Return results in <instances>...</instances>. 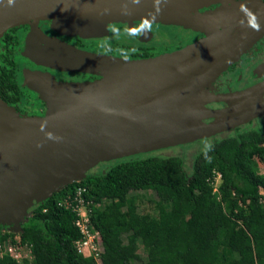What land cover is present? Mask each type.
<instances>
[{"label":"water","instance_id":"water-1","mask_svg":"<svg viewBox=\"0 0 264 264\" xmlns=\"http://www.w3.org/2000/svg\"><path fill=\"white\" fill-rule=\"evenodd\" d=\"M205 5L202 0H14L11 5L0 0V38L28 25L35 35L27 40L31 55L26 48L25 57L99 77L64 83L48 74L25 75L24 83L47 106L42 117L21 116L0 98V226L19 234L32 207L83 180L100 163L185 146L264 115V101L241 108L264 92V81L239 92L205 93L263 32L264 23L236 44L228 29L219 31L216 14L199 13ZM40 21L79 38L103 37L110 24L130 27L136 21L188 26L205 37L156 57L115 59L43 35L36 26ZM31 75L37 76L36 85L28 82ZM209 102L225 108H201Z\"/></svg>","mask_w":264,"mask_h":264},{"label":"trees","instance_id":"trees-1","mask_svg":"<svg viewBox=\"0 0 264 264\" xmlns=\"http://www.w3.org/2000/svg\"><path fill=\"white\" fill-rule=\"evenodd\" d=\"M14 30L0 38V98L9 106L23 98L8 41ZM196 144L190 174L185 155H165L166 150L136 155L100 163L83 180L32 207L17 236L31 250L32 259L23 264H97L77 252L75 242L82 237L76 215L58 205L78 186L87 189L85 200L92 203L90 222L103 247L99 264H264L262 128L249 123ZM133 191L155 193L156 216L137 213ZM7 230L0 226V245L15 236ZM0 264L19 263L3 257Z\"/></svg>","mask_w":264,"mask_h":264},{"label":"flooded vegetation","instance_id":"flooded-vegetation-1","mask_svg":"<svg viewBox=\"0 0 264 264\" xmlns=\"http://www.w3.org/2000/svg\"><path fill=\"white\" fill-rule=\"evenodd\" d=\"M206 1V5L198 9L199 13L204 15V14H216V24H219L220 28L219 31L223 29H228L229 32L228 38L232 41H236V44L238 41L241 40L244 34L248 33V29L257 30L263 25V20H264V0H202ZM261 17V18H260ZM263 19V20H262ZM202 20H198V22L201 23ZM124 25L126 26L125 29H128L131 34H134L135 36H140L143 38L144 42L143 44L137 45L136 51H134V46H125L124 48L126 50L132 51L131 54L128 55V60H138L142 59L136 56L138 53H148L150 54V57H156L155 54H152L151 48L144 46L145 44H148L150 42H156V39L159 38H166L167 40L173 44V32L167 33L164 31V28L157 26V24L161 23H156L153 25V23H145L142 21H136L133 23L130 27L126 23H114L113 25ZM203 22L201 23V25ZM151 25V26H147ZM169 25V24H167ZM38 26V25H37ZM110 25H108L109 27ZM123 26V27H124ZM108 27H107V37L110 35V31L108 32ZM201 27V26H200ZM205 25L202 26L203 30L205 29ZM39 28V27H38ZM182 29H175L179 30L181 33L185 34L188 36L189 33H198L199 34V39L195 40L198 41L200 39H203L205 37L203 32L194 30L190 27H181ZM13 29V28H12ZM15 30L11 33V40H8L10 44H12V48L14 51V48L17 47L18 45L20 46L21 42L24 43V41L29 39V34H30V27L28 25H20L18 27L14 28ZM167 29V28H165ZM39 31L47 37L50 38H56L62 42H65L68 45L73 46L76 49L79 50H84L87 49L84 46L83 39L79 37H70L66 35H61L56 31H49L48 29L39 28ZM173 30V31H175ZM246 30V31H245ZM245 31V32H244ZM243 32V34H241ZM236 35V36H235ZM242 36V37H241ZM102 37V38H103ZM72 40V41H71ZM34 41V39H33ZM43 41V40H42ZM193 41V42H195ZM38 42V41H37ZM44 42V41H43ZM191 42V43H193ZM189 43V44H191ZM187 44V45H189ZM185 45V46H187ZM41 46H43L41 44ZM40 46V50L41 49ZM183 46V47H185ZM94 47V46H93ZM178 47V46H176ZM181 47V48H183ZM97 48H99L97 46ZM178 48V49H181ZM92 49V47H90ZM105 50L106 52L103 55H109L111 54L112 47L110 45H107L105 47H102V50ZM176 51V50H174ZM173 52V51H172ZM23 55V51L21 50L20 56L22 59L25 61V65L27 66L28 63L31 61L28 59L26 61ZM14 61V60H13ZM22 62V61H21ZM16 64V67H14L13 70L20 71V66H22V63H17L14 61ZM40 71V70H39ZM42 72H45L44 70H41ZM51 71V70H50ZM54 71L53 78L59 82H64V83H77V82H92L99 78L98 76L89 74V73H82V72H76V71H61V70H52ZM49 72V71H48ZM52 74L51 72H49ZM18 74L16 73L15 78L18 86L20 87V90L23 93L22 86L24 83V79L20 80L18 79ZM77 75L80 76L81 80H77ZM17 76V77H16ZM264 81V30L263 32L254 40V42L239 56V58L231 64L225 71H223L220 75H218L206 88V92H211L213 95H222V94H227L231 92H239L242 90H245L249 87H252L256 84H259L260 82ZM36 85V84H35ZM24 96V93H23ZM22 100L18 103L16 106H11L13 107L21 116H26L22 114L23 109L21 108V103ZM264 101V92L260 95H257L255 97H252L250 100L245 102V104L241 105L242 107H247L249 108L252 105H256L260 102ZM44 103V102H43ZM208 104V109L211 110H219V109H224L225 105L220 102H210ZM45 105V103H44ZM46 106V105H45ZM240 107V106H239ZM239 107L232 109V110H238ZM44 112H46V109H44ZM44 112L41 116L44 115ZM264 115L261 117H258L252 121H249L248 123L241 125L235 129H232L228 132H225L223 134L211 137V138H216L223 136L227 133H230L232 131H235L238 128L241 127H246L250 123V127H260L262 128L264 132ZM205 123L210 122V120H204ZM254 123H257L256 125L252 126ZM209 139V138H208ZM206 140V139H205ZM202 141V140H200ZM198 142V141H197Z\"/></svg>","mask_w":264,"mask_h":264},{"label":"rangeland","instance_id":"rangeland-1","mask_svg":"<svg viewBox=\"0 0 264 264\" xmlns=\"http://www.w3.org/2000/svg\"><path fill=\"white\" fill-rule=\"evenodd\" d=\"M154 24H156V23H153V25ZM37 25H36L37 28L38 27L39 28L44 27L45 29H48L49 31H54L51 23L48 21H40V22H38ZM123 26L124 25H122V24L121 25L120 24L119 25L110 24V26L108 27V32L110 30L111 31H110V35H108L107 37H103V38L102 37H99V38H81V39H83L84 46L87 48V49H84L82 51L97 54V55H103L106 51L104 49L102 50V47L110 45L112 47V51H111V54H109L108 56L114 57L115 59H122V58L127 59L128 55L131 54L132 51L126 50L124 47L128 46V45L134 46L133 47L134 51H136L135 46L143 44L142 42H144V40L140 36H135L134 34H131L128 29H125L126 26H124V27ZM147 26L149 27L151 25H147ZM157 26L164 28V31L167 33L173 32V34H174L173 38L174 39L172 41L173 44H171L168 40L166 42V38L163 37V38L156 39V42L152 41V42L144 45L146 47H150L152 54H155L156 56L167 54V53H170L174 50H179L178 48H181V47H183V46H185V45H187V44H189V43H191V42H193V41H195L201 37V36L199 37L198 33H194V34L189 33L187 36V35L181 33L179 30H175V29H182L181 27H183V26H181V25L157 24ZM165 28H167V29H165ZM173 30H175V31H173ZM34 35H35L34 32H32L30 34V37L32 38ZM70 37H73V36H70ZM74 37H77V36H74ZM97 46L99 48H97ZM176 46H178V47H176ZM90 47H92V49H90ZM26 48H27L26 53L31 55V50L30 51L28 50L30 48V46L28 45L27 40L24 41V43L21 42L20 46L18 45L17 47H15L14 51L12 53V59L14 61H16L17 63L23 64L22 66H20V69H21L20 71H17V70L15 71V74L19 73L18 79L22 80V79H24L25 75H29L31 73H42V74H48L50 76H53L54 71H52V70H54V69L52 67L42 65V64L38 63L35 59H34V61H32L29 57H27V56L25 57L24 55H22L25 57L24 59L26 61H28V59L31 60L27 66L24 64L25 61L20 56V52H21V50L24 52ZM26 58H28V59H26ZM41 70H44L45 72H42ZM48 71L51 72L52 74H50ZM77 78H78L77 80H81L79 75H77ZM22 89H23L24 96H23V101L21 103V108L23 109L22 114L26 115L24 117H42L41 115L43 114L44 109L47 110V106L44 105V103H43V101L39 95V92L36 90H33L32 88H30L26 84H23ZM205 93H206V95H213V93H211L209 91L205 92ZM205 93L203 92V95H205ZM201 108L208 109V104L204 103L201 106ZM45 113L46 112H44V114ZM256 124L257 123H254L252 126H254ZM198 145L199 144H196V142H194V143L183 146V148L174 147V148L165 149L166 151H164L163 153L165 155H185L184 167H185L186 172L188 174H190L191 169H192V156L191 155L194 153V151L198 147ZM252 158H254V156H252ZM258 166H259L260 173H264V163L258 162ZM130 195L137 198L136 206H137V213L138 214H148L151 216L157 215L156 211L154 209V202L156 201V195L154 192H152V191L134 192L133 191L130 193ZM13 234L15 236L12 239H10V241L17 239L18 234L17 233H13ZM138 253L142 257H144V254H143L141 248H139ZM134 264H139V262H135Z\"/></svg>","mask_w":264,"mask_h":264},{"label":"built area","instance_id":"built-area-1","mask_svg":"<svg viewBox=\"0 0 264 264\" xmlns=\"http://www.w3.org/2000/svg\"><path fill=\"white\" fill-rule=\"evenodd\" d=\"M215 175V190H217L221 176L219 173ZM86 190L82 186L76 187L73 195L65 196L58 205L76 215L75 226L82 237L75 242L77 252L84 257L93 258L99 264V256L103 251V247L99 232L93 229L90 222L92 216L90 206L92 203L85 200ZM3 257H9L19 264L32 259L30 247L21 244L18 237L14 239V242L8 239L0 245V259Z\"/></svg>","mask_w":264,"mask_h":264},{"label":"bare ground","instance_id":"bare-ground-1","mask_svg":"<svg viewBox=\"0 0 264 264\" xmlns=\"http://www.w3.org/2000/svg\"><path fill=\"white\" fill-rule=\"evenodd\" d=\"M36 79H37V76H32L31 75V76L28 77V82L33 83V84H36Z\"/></svg>","mask_w":264,"mask_h":264},{"label":"clouds","instance_id":"clouds-1","mask_svg":"<svg viewBox=\"0 0 264 264\" xmlns=\"http://www.w3.org/2000/svg\"><path fill=\"white\" fill-rule=\"evenodd\" d=\"M14 2V0H8V3L11 5ZM259 192L264 196V191L262 189L259 190Z\"/></svg>","mask_w":264,"mask_h":264}]
</instances>
